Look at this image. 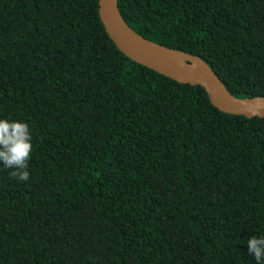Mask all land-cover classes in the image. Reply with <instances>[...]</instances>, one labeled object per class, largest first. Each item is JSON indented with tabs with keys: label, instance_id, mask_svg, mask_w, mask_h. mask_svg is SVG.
Instances as JSON below:
<instances>
[{
	"label": "trees",
	"instance_id": "1",
	"mask_svg": "<svg viewBox=\"0 0 264 264\" xmlns=\"http://www.w3.org/2000/svg\"><path fill=\"white\" fill-rule=\"evenodd\" d=\"M117 3L232 94L264 96V0ZM0 119L33 143L28 181L0 162V264H256L264 117L126 56L98 0H0Z\"/></svg>",
	"mask_w": 264,
	"mask_h": 264
},
{
	"label": "water",
	"instance_id": "2",
	"mask_svg": "<svg viewBox=\"0 0 264 264\" xmlns=\"http://www.w3.org/2000/svg\"><path fill=\"white\" fill-rule=\"evenodd\" d=\"M98 14L109 37L132 60L178 82L201 85L210 102L222 111L264 117V96H236L199 55L158 43L136 32L122 17L117 0H98Z\"/></svg>",
	"mask_w": 264,
	"mask_h": 264
},
{
	"label": "clouds",
	"instance_id": "3",
	"mask_svg": "<svg viewBox=\"0 0 264 264\" xmlns=\"http://www.w3.org/2000/svg\"><path fill=\"white\" fill-rule=\"evenodd\" d=\"M32 152L29 124L22 120L0 119V162L5 169H13L12 177L25 182L30 179L28 167ZM246 243L256 264H264V235L253 236Z\"/></svg>",
	"mask_w": 264,
	"mask_h": 264
}]
</instances>
